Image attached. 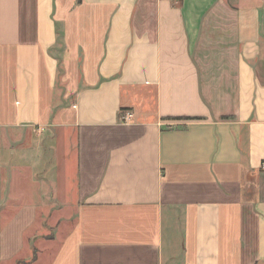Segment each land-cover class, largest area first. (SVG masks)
I'll return each instance as SVG.
<instances>
[{
	"label": "crops",
	"instance_id": "obj_1",
	"mask_svg": "<svg viewBox=\"0 0 264 264\" xmlns=\"http://www.w3.org/2000/svg\"><path fill=\"white\" fill-rule=\"evenodd\" d=\"M0 264H264V0H0Z\"/></svg>",
	"mask_w": 264,
	"mask_h": 264
},
{
	"label": "built area",
	"instance_id": "obj_2",
	"mask_svg": "<svg viewBox=\"0 0 264 264\" xmlns=\"http://www.w3.org/2000/svg\"><path fill=\"white\" fill-rule=\"evenodd\" d=\"M132 113L130 111H126L120 118L121 122L127 123L131 120Z\"/></svg>",
	"mask_w": 264,
	"mask_h": 264
},
{
	"label": "rangeland",
	"instance_id": "obj_3",
	"mask_svg": "<svg viewBox=\"0 0 264 264\" xmlns=\"http://www.w3.org/2000/svg\"><path fill=\"white\" fill-rule=\"evenodd\" d=\"M30 138V137H29ZM72 170H70V173H71ZM46 227L49 228V223H46ZM47 236V238L51 237V234H45Z\"/></svg>",
	"mask_w": 264,
	"mask_h": 264
},
{
	"label": "trees",
	"instance_id": "obj_4",
	"mask_svg": "<svg viewBox=\"0 0 264 264\" xmlns=\"http://www.w3.org/2000/svg\"><path fill=\"white\" fill-rule=\"evenodd\" d=\"M186 119H188V118H186Z\"/></svg>",
	"mask_w": 264,
	"mask_h": 264
}]
</instances>
